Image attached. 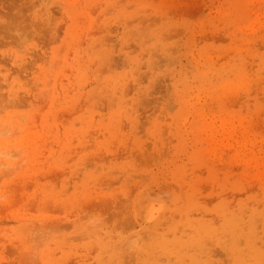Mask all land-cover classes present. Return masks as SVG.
Here are the masks:
<instances>
[{
	"label": "rangeland",
	"instance_id": "rangeland-1",
	"mask_svg": "<svg viewBox=\"0 0 264 264\" xmlns=\"http://www.w3.org/2000/svg\"><path fill=\"white\" fill-rule=\"evenodd\" d=\"M0 264H264V0H0Z\"/></svg>",
	"mask_w": 264,
	"mask_h": 264
}]
</instances>
